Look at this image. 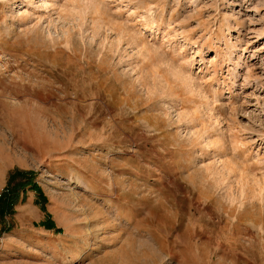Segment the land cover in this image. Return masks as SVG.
Masks as SVG:
<instances>
[{
  "label": "rangeland",
  "instance_id": "374dc122",
  "mask_svg": "<svg viewBox=\"0 0 264 264\" xmlns=\"http://www.w3.org/2000/svg\"><path fill=\"white\" fill-rule=\"evenodd\" d=\"M38 1L0 0V264H264V0Z\"/></svg>",
  "mask_w": 264,
  "mask_h": 264
},
{
  "label": "crops",
  "instance_id": "0c3cea01",
  "mask_svg": "<svg viewBox=\"0 0 264 264\" xmlns=\"http://www.w3.org/2000/svg\"><path fill=\"white\" fill-rule=\"evenodd\" d=\"M69 238L68 235L65 236V242H66V239ZM63 241V240H62ZM51 247V250H55L56 248V244L50 246ZM54 252V251H53ZM28 255L30 256H35V254L33 252H28ZM78 257V256H77ZM77 257H74L77 259ZM48 258V257H47ZM48 260V259H46ZM19 260H14L12 263L8 262V261H5L3 264H17Z\"/></svg>",
  "mask_w": 264,
  "mask_h": 264
},
{
  "label": "bare ground",
  "instance_id": "6f19581e",
  "mask_svg": "<svg viewBox=\"0 0 264 264\" xmlns=\"http://www.w3.org/2000/svg\"><path fill=\"white\" fill-rule=\"evenodd\" d=\"M45 5V0L38 1V5L36 6V12L42 11L43 7ZM19 155V154H18Z\"/></svg>",
  "mask_w": 264,
  "mask_h": 264
}]
</instances>
